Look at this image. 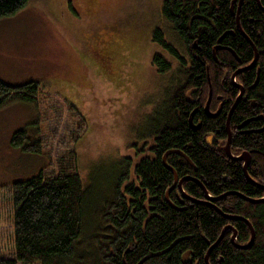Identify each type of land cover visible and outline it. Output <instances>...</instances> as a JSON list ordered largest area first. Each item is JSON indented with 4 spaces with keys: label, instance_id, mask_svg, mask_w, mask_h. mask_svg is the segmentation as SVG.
I'll use <instances>...</instances> for the list:
<instances>
[{
    "label": "trees",
    "instance_id": "obj_1",
    "mask_svg": "<svg viewBox=\"0 0 264 264\" xmlns=\"http://www.w3.org/2000/svg\"><path fill=\"white\" fill-rule=\"evenodd\" d=\"M30 1L0 0V21L16 15ZM259 1L261 7L257 0H243L238 14L240 0H163L161 20L171 34L168 37L157 23L152 42L178 67L163 88L162 101L137 133L135 154L99 163V176L91 170L86 181L79 171L77 149L83 137L77 136L61 144L64 153L55 160L56 173L42 170L14 181L10 193L16 257H1L0 264H208V250L228 226L237 231L239 245L251 240V228L239 217L251 222L253 242L239 249L229 230L210 251L209 264H264V202L248 200L264 198L260 186H264V131L260 130L264 120L250 122L246 129L253 130L244 134L236 130L251 116L264 118V0ZM251 41L259 52L256 64L240 72L234 82L233 73L255 58ZM220 44L237 53L239 60L224 48L215 55ZM152 66L165 75L173 63L155 54ZM234 83L246 91L230 117L231 152L251 154L247 172L259 186L247 178L240 161L223 151L227 119L238 91ZM210 86L211 111L221 107L218 96L227 101L212 118L203 114ZM39 89L40 83L32 80L8 85L0 78V108L10 100L36 104ZM195 109V123L202 121L199 129L189 122ZM29 134L26 128L15 132L12 145L43 154L44 142ZM213 134L216 140L211 147L207 139ZM172 149L181 150L193 166L178 154L169 155L168 165L180 178L194 177L208 190L206 194L194 180L184 183L189 200L194 201L185 209L173 207L179 203L175 190L170 192L171 203L166 201L174 178L162 157ZM208 196L218 199L207 203Z\"/></svg>",
    "mask_w": 264,
    "mask_h": 264
},
{
    "label": "rangeland",
    "instance_id": "obj_2",
    "mask_svg": "<svg viewBox=\"0 0 264 264\" xmlns=\"http://www.w3.org/2000/svg\"><path fill=\"white\" fill-rule=\"evenodd\" d=\"M162 2L31 0L0 21V42L11 52L7 64L12 66L2 67L0 78L8 85L40 83L36 104L10 100L0 108V258L16 257L13 182L42 170L56 173L62 143L83 137L77 149L86 181L91 170L99 176V163L135 154L137 133L162 101L163 88L178 67L152 42L157 23L171 34L161 20ZM155 54L173 63L165 75L152 66ZM22 128L44 142L43 154L12 145L14 133Z\"/></svg>",
    "mask_w": 264,
    "mask_h": 264
},
{
    "label": "water",
    "instance_id": "obj_3",
    "mask_svg": "<svg viewBox=\"0 0 264 264\" xmlns=\"http://www.w3.org/2000/svg\"><path fill=\"white\" fill-rule=\"evenodd\" d=\"M242 1H243V0H240V2H239V11H238V14L240 13V9H241L240 6H241ZM257 2H258V4H259V6L261 7V3H260V1L257 0ZM263 8H264V7H263ZM237 19H238V17H237ZM238 21H239V19H238ZM238 25H239V23H238ZM223 37H224V36H223ZM223 37L220 38V40L218 41L219 43H220V41L223 39ZM251 45H252L253 48H254L255 58H254L253 62H252L249 66H245V67H243L242 69H240V70H238V71H236V72L233 73L232 80H234V82H235V79H236V77L238 76V74H239L240 72H244L245 70L252 69V68L255 66V64H256V61H257L258 56H259V52L257 51V48H256L255 44H253L252 41H251ZM222 48L229 50L231 53L234 54V56L237 58V60H239V58H238V56H237V53H235L232 49H229V48H227V47H223V46H221V44L215 47L214 52L217 51V50H220V49H222ZM234 86H236L237 88L240 89V93L238 94L237 99H236V101L234 102V105L232 106L231 111H230L229 116H228V123H227V131H228V139H227V142H228V143H227V145L224 146V150H226V153L230 156V158H231L232 160H234V161H243V162H244V164H245V166H244L245 175L247 176V178H248V179H249L254 185L259 186V185H258V184L252 179V177L249 175V173L247 172L248 166L250 165L249 162H250V160H251V154L247 152V153H245V154H243V155H241V156H239V157H238V156L235 157V156H233V154L231 153L232 131L230 130V117H231V115L233 114V112H234L235 107L237 106V104L242 100V98H243L242 96H243V93H244V87H243V86H241V85H239V84H237V83H234ZM210 87H211V86H210ZM211 97H212V87H211V91H210V94H209V97H208L209 100L207 101V104H206V106H205V110H206V112L212 117V116H216V115H218V113H212V114H211V111L209 110V107H210V104H211V100H212ZM195 112H196V111L192 112V114L190 115L189 122H191V124H192V126H193L194 129H199L200 126H194L193 116H194ZM261 118H263V117H261ZM260 130H261V131H264V127H263L262 129H260ZM214 138H215L214 135H213V136H210V137L207 139V143H209V144L211 145V144H212L211 142L213 141ZM170 154H178V155L184 156V157L187 159V161H188L191 165H192V163H191L189 157H188L187 155H185L181 150L179 151V150L172 149V150H169L168 152H166V153L163 155V156H164V157H163V165H164L165 167H167V169H170V170L173 172V174H174V176H175V178H176V182H178L179 178L177 177V173H176L174 167H171V166L168 165V163H167V160H168V157H169ZM183 180H194V181H196V182L199 184V186H200L201 188H203V190H205L206 194H208V190H207L205 187H203V185H202V184H201L196 178H194V177H185L184 179L181 180V182L179 183V189H181V191L184 192V190L182 189V181H183ZM260 186L264 189V186H262V185H260ZM174 187H175V184H174L172 187H170V189L168 190V192H167V194H166L167 201H169L168 197H169L170 192L173 190ZM184 193H185V192H184ZM185 196H187V195H185ZM187 198L190 199L189 196H187ZM206 198H207L208 200H216V199H218V198H216V199H212V198H209V196L206 197ZM248 200H250V201H252V202H254V203L264 202V198H260V200H252V199L249 198ZM169 203H171V202L169 201ZM232 218H233V217H232ZM243 220H245V221L247 222V224L249 225V227L251 228L252 236H251V240L249 241L248 244H246V245H241V244H240V245H239L238 243H236L237 231L233 230L234 234L232 235L231 242L234 243V244L236 245V247H238L239 249H240V248H248V247L251 245V243L253 242L254 237H255V231L253 230V226H252L251 222H250L249 220H246V219H243ZM229 229H232V228H231L230 226H228L227 228H225V229L222 231V234L220 235V237L217 239L216 243H214L215 245H213V246L208 250V252H207V254H206V255H207V256H206V263L209 264V256H210L209 253H210V251L212 250V248L215 247V246H218V243H219V242H220V241H221V240H222V239L228 234V230H229Z\"/></svg>",
    "mask_w": 264,
    "mask_h": 264
},
{
    "label": "flooded vegetation",
    "instance_id": "obj_4",
    "mask_svg": "<svg viewBox=\"0 0 264 264\" xmlns=\"http://www.w3.org/2000/svg\"><path fill=\"white\" fill-rule=\"evenodd\" d=\"M167 26H169L168 24H167ZM162 28V27H161ZM163 29V28H162ZM241 85V84H240ZM242 86V85H241ZM244 87V86H243ZM237 88V87H236ZM245 87H244V93H243V96L245 95ZM240 93V89L238 88V91H237V95L235 96L236 98H235V100H234V102L236 101V99H237V96H238V94ZM231 93H229V95H230ZM232 95V94H231ZM230 95V96H231ZM242 96V97H243ZM212 98V97H211ZM218 98L220 99V101H221V107L220 108H218V110L216 111V112H213V111H211L210 110V107H209V110L211 111V114L212 113H218V115L223 111V105H225V103L227 102V101H225L224 99L225 98H223V95L222 96H218ZM244 99V97L242 98V100ZM212 101V100H211ZM252 101V100H251ZM249 103H250V105H251V107H254V106H256V105H252L254 102H250L249 101ZM255 104V103H254ZM211 105V104H210ZM233 105H234V103H233ZM232 105V106H233ZM232 108V107H231ZM196 110V113L198 112V110L197 109H195ZM204 112H203V114L206 116V117H210V118H212L207 112H206V110H205V107H204ZM218 115H216V116H218ZM263 114H257L256 116L254 115V116H251L249 119H251V120H249V121H246V123L245 124H243V125H237L236 126V130L237 131H239V133H241V134H244V133H246L247 131H251V130H253V128H250V129H246V128H249V125H250V122H252V121H257V120H264V118H261V117H263L262 116ZM193 121H194V118H193ZM201 123H202V121L201 122H199V123H195V121H194V125L195 126H200L201 127ZM264 127V126H263ZM262 127V128H263ZM246 129V130H245ZM214 135V134H213ZM213 135H210V136H213ZM215 136V135H214ZM215 140H216V137L213 139V141L211 142L212 144L210 145L209 143H208V145L209 146H213V142H215ZM227 142V141H226ZM228 143V142H227ZM227 143L225 144V145H227ZM224 145V146H225ZM223 151L224 152H226V150H224V147H223ZM232 153V152H231ZM246 152H240V153H238V154H236V155H234L233 153V156H241V155H243V154H245ZM249 153V152H248ZM179 156H181V155H179ZM164 157V156H163ZM163 157H162V163H163ZM183 158H184V161L185 162H187L188 164H190L188 161H187V159L184 157V156H182ZM230 157V156H229ZM190 159V158H189ZM190 161H191V159H190ZM244 166H245V164H244V162L243 161H240ZM170 165V164H169ZM171 166V165H170ZM190 166H193V164L191 165L190 164ZM172 167V166H171ZM175 169V168H174ZM176 171V170H175ZM172 172V171H171ZM173 173V172H172ZM176 173H177V171H176ZM177 177L179 178V180H178V182H176V178H175V176H174V174H173V178H174V184H175V187L173 188V190H175L176 191V193H175V195H176V199L179 201V203L177 204H174L173 203V207H178V206H180V207H183L182 209H185V207H187V205L189 204V203H191V204H193L194 203V201H191V200H189L188 198H187V196H188V194H187V192L185 191V189H184V183H186V182H188L189 180H183L182 181V189L184 190V192L183 191H181V189H179V183L181 182V180L182 179H184L185 177H191V176H181V178L179 177V175H178V173H177ZM173 184V185H174ZM172 185V186H173ZM171 186V187H172ZM170 189V188H169ZM168 189V190H169ZM168 192V191H167ZM167 194V193H166ZM185 195H187V196H185ZM170 196V195H169ZM211 196V195H210ZM190 197V196H189ZM168 199H169V197H168ZM191 199V198H190ZM192 200H194V199H192ZM204 200H206L205 198L203 199V201ZM166 201H167V198H166ZM170 201V200H169ZM171 202V201H170ZM206 202L207 203H209L210 202V200H206ZM191 206V205H190ZM151 207V206H150Z\"/></svg>",
    "mask_w": 264,
    "mask_h": 264
},
{
    "label": "crops",
    "instance_id": "obj_5",
    "mask_svg": "<svg viewBox=\"0 0 264 264\" xmlns=\"http://www.w3.org/2000/svg\"><path fill=\"white\" fill-rule=\"evenodd\" d=\"M5 46L1 45L0 42V71L2 70V67L5 68L6 70H9L12 66L10 64H7V59H8V52L10 51H5ZM11 53V52H10ZM1 61H3L4 63H2Z\"/></svg>",
    "mask_w": 264,
    "mask_h": 264
},
{
    "label": "bare ground",
    "instance_id": "obj_6",
    "mask_svg": "<svg viewBox=\"0 0 264 264\" xmlns=\"http://www.w3.org/2000/svg\"><path fill=\"white\" fill-rule=\"evenodd\" d=\"M215 50V49H214ZM215 53V52H214ZM215 55H216V53H215ZM210 94V93H209ZM209 100V99H208ZM228 120V119H227ZM205 191V190H204ZM206 193V192H205ZM251 199V198H250ZM252 200H257V199H252ZM240 219H244V218H241V217H239ZM239 218H237V219H239Z\"/></svg>",
    "mask_w": 264,
    "mask_h": 264
}]
</instances>
